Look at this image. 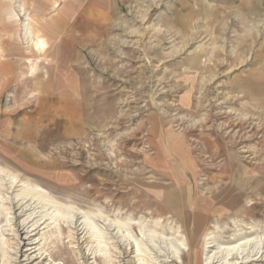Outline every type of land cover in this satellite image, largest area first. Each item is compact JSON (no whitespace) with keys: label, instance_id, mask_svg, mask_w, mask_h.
<instances>
[{"label":"rangeland","instance_id":"rangeland-1","mask_svg":"<svg viewBox=\"0 0 264 264\" xmlns=\"http://www.w3.org/2000/svg\"><path fill=\"white\" fill-rule=\"evenodd\" d=\"M1 11L2 48L32 53L44 27L52 56L75 49L80 85L71 105L19 101L15 85L0 96V264H264V0H0ZM54 19L66 25L48 32ZM61 108L81 121L71 135ZM164 135L184 144L164 151ZM177 239L175 257L164 245Z\"/></svg>","mask_w":264,"mask_h":264},{"label":"crops","instance_id":"crops-1","mask_svg":"<svg viewBox=\"0 0 264 264\" xmlns=\"http://www.w3.org/2000/svg\"><path fill=\"white\" fill-rule=\"evenodd\" d=\"M2 14L3 12L1 11L0 15ZM65 25L66 22L64 20L54 19L47 30L48 32L50 30L54 31L57 27H63ZM34 29L30 47L32 53L23 50L4 49L0 46V96L3 95L4 90L8 87L15 85L22 89L21 92L19 91V101H35L39 103L52 101L67 105L79 102L80 84L72 62V59L75 58V49H58L61 55L65 53L68 55L55 58L52 56L50 49L46 47L48 43L42 33L44 27L36 26ZM63 43L66 44L67 42L64 41ZM43 57L46 60L50 59V61L47 63L44 62L43 59L45 58ZM13 59L16 60L14 61ZM45 67L50 70L47 75L44 74ZM53 113L58 117L60 115L65 117L66 127L63 129L64 133L69 135L75 133L76 126L81 123V121H78L76 115L71 113L68 108L57 109ZM42 116L38 115V117H35L34 123L28 122L27 125H38L41 122ZM27 135L30 136L29 139H35L37 133L29 131ZM160 144L161 149L170 152L175 148L176 144H179L181 148L184 142L182 143L181 135H164L160 139ZM163 159L168 163L166 158ZM175 172L181 180H184L187 176V172L183 168Z\"/></svg>","mask_w":264,"mask_h":264},{"label":"bare ground","instance_id":"bare-ground-1","mask_svg":"<svg viewBox=\"0 0 264 264\" xmlns=\"http://www.w3.org/2000/svg\"><path fill=\"white\" fill-rule=\"evenodd\" d=\"M37 43V42H36ZM25 192H27V194H28V192H29V190H26ZM35 195V197H37V198H41L42 197V195L40 194V193H38L37 192V194L35 193L34 194ZM100 216V215H99ZM84 223L85 224H87V226L89 225V226H91V227H93L92 226V222H91V219L89 218V217H85L84 218ZM113 223V222H112ZM128 223V222H127ZM127 223H122V222H120V221H114V224H115V227L117 228V230L118 231H121V229H123L124 231H123V233H122V236H123V234H124V232H125V234L124 235H126V237H128L129 239L132 237L131 236V234H130V232H129V230L130 229H128V224ZM94 225V224H93ZM92 229H94V228H92ZM141 229V228H140ZM142 230V229H141ZM94 232H95V230H94ZM150 232H152L151 230H150ZM102 233V232H101ZM119 233V232H118ZM147 233H149V232H147ZM97 234V233H96ZM95 235V234H94ZM98 235V234H97ZM100 235H102V234H100ZM125 237V236H124ZM146 238L152 243L153 242V237H152V235L149 233V234H147L146 235ZM99 239H101V238H99ZM127 239V238H126ZM208 239H210V238H208ZM96 240V239H95ZM101 240H103V241H105L104 240V238L103 239H101ZM97 241V240H96ZM102 241V242H103ZM208 242H211V240H209ZM207 242V243H208ZM245 242V241H244ZM248 242H249V240H248ZM154 244V243H153ZM243 245H245L244 243H242ZM241 244V245H242ZM247 244V243H246ZM183 245V239H177V241H172V240H167L166 241V243H165V245H164V247H165V249L167 250V252L169 253V254H171V255H173V256H177V254H178V252H179V250L181 249V246ZM238 246H239V244H238ZM237 246V244H234V245H230V246H223V245H219L218 247H217V251H219V252H224V253H226V252H230L231 250H234V249H236V247H238ZM166 252V253H167ZM215 252V251H214ZM209 253V252H208ZM223 253V254H224ZM213 255H215L214 253L213 254H210V255H208V254H206V257H205V259H206V261L207 260H210V259H212L213 258ZM216 257V256H215ZM231 264V263H230Z\"/></svg>","mask_w":264,"mask_h":264}]
</instances>
